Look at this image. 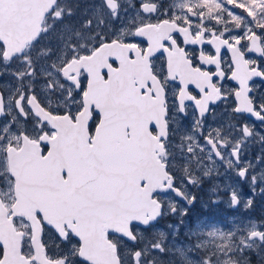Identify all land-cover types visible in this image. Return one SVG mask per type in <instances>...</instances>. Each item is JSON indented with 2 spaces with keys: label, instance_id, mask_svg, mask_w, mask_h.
<instances>
[{
  "label": "snow or ice",
  "instance_id": "snow-or-ice-1",
  "mask_svg": "<svg viewBox=\"0 0 264 264\" xmlns=\"http://www.w3.org/2000/svg\"><path fill=\"white\" fill-rule=\"evenodd\" d=\"M0 264H264V0H0Z\"/></svg>",
  "mask_w": 264,
  "mask_h": 264
},
{
  "label": "flooded vegetation",
  "instance_id": "flooded-vegetation-1",
  "mask_svg": "<svg viewBox=\"0 0 264 264\" xmlns=\"http://www.w3.org/2000/svg\"><path fill=\"white\" fill-rule=\"evenodd\" d=\"M259 211H260V210H259V209H257V213H259Z\"/></svg>",
  "mask_w": 264,
  "mask_h": 264
}]
</instances>
